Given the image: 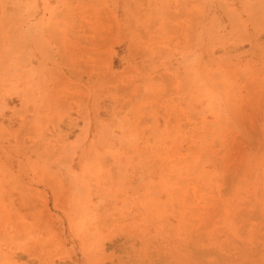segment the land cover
<instances>
[{
	"label": "rangeland",
	"instance_id": "obj_1",
	"mask_svg": "<svg viewBox=\"0 0 264 264\" xmlns=\"http://www.w3.org/2000/svg\"><path fill=\"white\" fill-rule=\"evenodd\" d=\"M0 264H264V0H0Z\"/></svg>",
	"mask_w": 264,
	"mask_h": 264
}]
</instances>
